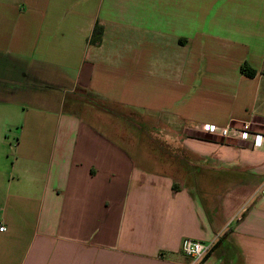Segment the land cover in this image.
Here are the masks:
<instances>
[{
  "label": "crops",
  "instance_id": "obj_1",
  "mask_svg": "<svg viewBox=\"0 0 264 264\" xmlns=\"http://www.w3.org/2000/svg\"><path fill=\"white\" fill-rule=\"evenodd\" d=\"M2 56L73 97L0 100V264H264V0H0Z\"/></svg>",
  "mask_w": 264,
  "mask_h": 264
},
{
  "label": "rangeland",
  "instance_id": "obj_2",
  "mask_svg": "<svg viewBox=\"0 0 264 264\" xmlns=\"http://www.w3.org/2000/svg\"><path fill=\"white\" fill-rule=\"evenodd\" d=\"M21 65L16 63L13 60H10L7 57H0V100H10L11 102L19 101L29 103L28 99L24 97L22 94H18L20 90H24L26 88H30L29 84H36L37 87L46 88L47 85L50 87H55L56 91H64L67 90V97H73V93H70L69 89L71 88V84L69 80L62 81H36L31 78V76H27L24 79H20L18 73H20ZM68 76L73 78L74 74L69 71H64ZM72 80V79H71ZM51 83V84H50ZM37 87H33L37 89ZM59 93V92H56ZM134 116V117H133ZM135 115L128 114L125 117L121 116L117 121V128L114 127L113 136L116 137H130L128 140L137 139L139 137H143V123L141 120L135 118Z\"/></svg>",
  "mask_w": 264,
  "mask_h": 264
},
{
  "label": "built area",
  "instance_id": "obj_3",
  "mask_svg": "<svg viewBox=\"0 0 264 264\" xmlns=\"http://www.w3.org/2000/svg\"><path fill=\"white\" fill-rule=\"evenodd\" d=\"M199 130L209 134L217 135L222 138L231 139H248L252 138L253 145L258 147L262 144L263 133L255 132L251 129L250 123H244L240 126L228 124L226 126H218L210 123H203L199 125ZM5 225L0 226V231H5ZM211 243L192 238H186L183 241L184 253L192 258V264H197L208 253Z\"/></svg>",
  "mask_w": 264,
  "mask_h": 264
},
{
  "label": "trees",
  "instance_id": "obj_4",
  "mask_svg": "<svg viewBox=\"0 0 264 264\" xmlns=\"http://www.w3.org/2000/svg\"><path fill=\"white\" fill-rule=\"evenodd\" d=\"M103 36H104V26L100 23H96L88 42L92 45H100L103 41ZM241 69L243 72L247 74L255 73V70L250 68L248 65H243ZM212 247L213 246L211 245L210 249Z\"/></svg>",
  "mask_w": 264,
  "mask_h": 264
}]
</instances>
